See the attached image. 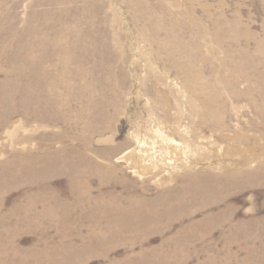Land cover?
<instances>
[{
  "label": "rangeland",
  "instance_id": "1",
  "mask_svg": "<svg viewBox=\"0 0 264 264\" xmlns=\"http://www.w3.org/2000/svg\"><path fill=\"white\" fill-rule=\"evenodd\" d=\"M252 146L264 0H0V264H264Z\"/></svg>",
  "mask_w": 264,
  "mask_h": 264
},
{
  "label": "bare ground",
  "instance_id": "2",
  "mask_svg": "<svg viewBox=\"0 0 264 264\" xmlns=\"http://www.w3.org/2000/svg\"><path fill=\"white\" fill-rule=\"evenodd\" d=\"M58 46V45H57ZM59 47V46H58ZM17 48V47H16ZM21 48V47H19ZM18 48V49H19ZM26 49H30V54H32V52L34 51V46H26L25 47ZM17 49V50H18ZM27 49V50H28ZM64 49V48H63ZM172 49L173 50H181L182 49V46H179V45H175V46H172ZM78 49H73V51L70 49L69 51H67V53H71V52H75L77 51ZM15 51V50H14ZM81 51V50H80ZM19 52V50H18ZM4 57V56H3ZM38 57V56H37ZM36 58V57H35ZM45 58V57H44ZM6 59V58H5ZM4 62V61H3ZM34 62V61H33ZM13 63V62H12ZM5 64V63H4ZM24 68V67H23ZM21 77V76H20ZM54 77V76H53ZM21 79V78H20ZM52 83V82H51ZM17 85V84H16ZM205 85V84H204ZM199 94V93H198ZM91 102V100H90ZM198 106H192L193 109H192V113L193 114H200L202 115V125H206L208 119H211V120H214L215 117H217L218 114H222L223 113V108L221 106L222 102L219 101L218 99H198ZM200 107H202L203 110L200 109ZM90 110V109H89ZM85 112V111H84ZM216 121L221 125V126H225L224 122L222 120H219V119H216ZM211 125L210 127H213L215 126V122L212 121L210 122ZM216 123V125L218 124ZM208 125V123H207ZM223 138L225 139V137L223 136ZM236 141H241L242 138H239V139H235ZM248 143V142H247ZM246 144V143H245ZM247 145V144H246ZM249 147V145H247ZM239 148L238 151H240L242 153V156L241 158L235 162V166L231 169H227L228 171V174L230 176H236V177H239V176H242L244 175L245 176V172L246 170H248V167L250 165L251 162H253L255 159H264V155L263 154H256L255 152V148L252 146L251 148ZM250 151V152H249ZM107 168V167H106ZM106 170V169H105ZM259 171H264V164L260 165L259 166ZM244 172V173H243ZM258 172V171H257Z\"/></svg>",
  "mask_w": 264,
  "mask_h": 264
}]
</instances>
